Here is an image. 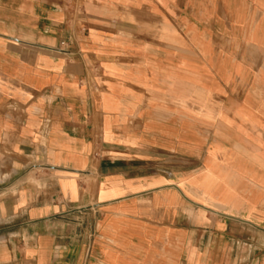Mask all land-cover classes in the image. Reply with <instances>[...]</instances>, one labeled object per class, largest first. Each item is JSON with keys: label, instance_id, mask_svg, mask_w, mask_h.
<instances>
[{"label": "crops", "instance_id": "1", "mask_svg": "<svg viewBox=\"0 0 264 264\" xmlns=\"http://www.w3.org/2000/svg\"><path fill=\"white\" fill-rule=\"evenodd\" d=\"M0 264H264V0H0Z\"/></svg>", "mask_w": 264, "mask_h": 264}]
</instances>
